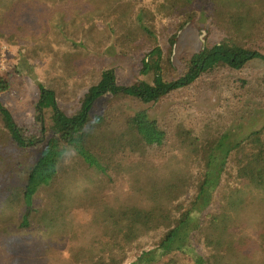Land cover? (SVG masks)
Returning a JSON list of instances; mask_svg holds the SVG:
<instances>
[{"label": "trees", "instance_id": "trees-1", "mask_svg": "<svg viewBox=\"0 0 264 264\" xmlns=\"http://www.w3.org/2000/svg\"><path fill=\"white\" fill-rule=\"evenodd\" d=\"M67 1L0 0V12L3 9L13 15L21 7L22 15L20 25L6 21L4 31L0 27V38L14 37L13 30L20 26L37 28L43 36L49 30L65 36L64 22L68 20L59 7ZM84 3L89 5L85 12L89 14V29L85 32L91 34L93 27L101 25L119 54L129 51L127 46L135 43H139L137 48L147 46L141 69L148 81L122 86L117 83L113 70H104L82 94L77 110L70 115L60 109L54 88L38 83L42 137L37 141L24 138L23 129L0 102V137H6L8 145L15 150L37 148L35 162L23 168L22 185L9 189L7 195L8 188L0 189V197L7 199L0 207V239H8L9 245L18 242L22 245L27 238L20 240L18 234H26L33 224L38 230L44 227L51 234L72 207L92 205L109 198H103L100 190L105 179L110 178V170L125 172L129 169L137 185L127 197H116L115 204L106 201L99 208L95 205L97 230L83 236L72 255L55 264H128V254L134 250H137L136 258L130 264H157L169 258L168 263L172 264L174 253L188 254L195 264H264V125L253 130L255 121H251L254 118L248 109L244 118L238 119L239 123H244L217 135L209 132V137H204L181 129L178 133L181 141L173 144V149L186 150L189 162L195 163L194 168L185 173L171 169L170 179L152 180L144 186L139 185L140 177L134 170L155 168L154 159L161 157L160 153L167 148L168 127L145 111L125 119L115 113L109 116L107 112H97L102 101L110 103L120 97L143 104L161 102L221 69L240 71L254 60L264 64V53L228 37L187 57L180 77L168 79L165 74L172 68V50L167 55L160 45L156 23L171 18L178 24L177 30H182L196 18L212 17L208 9L203 10L207 0H85ZM217 3L225 8L227 23L234 27L239 39H244L264 18V0H215ZM47 13L49 16L45 19ZM220 14L225 13H217ZM175 38L167 40L171 48ZM11 85L8 74L0 75V93L8 91ZM261 93L264 96V77ZM241 99H245V95H241ZM48 118L52 121L50 128L45 125ZM167 123L172 129V123ZM49 133L51 138H48ZM60 144L64 146L62 149H58ZM67 146L74 148L88 168L102 173L100 184H87L90 182L87 177L81 187L67 173L60 176ZM124 161L130 166L125 167ZM230 161L234 163L233 178L239 182L238 187L221 186ZM188 164L185 163V168ZM167 167H172L171 162H167ZM7 176L0 179L7 180ZM43 191L46 198L37 207V197ZM136 196L141 198L137 200ZM211 203L217 205V211L199 219L195 214H200ZM244 220L256 223L260 230L259 251L252 255L245 253L250 238L237 231ZM46 231L42 234L46 235ZM144 236L146 240H141ZM201 239L205 252L198 255L191 241ZM151 240V247L146 249L145 244ZM45 245L48 243L39 246ZM13 248L8 247V251L17 254V249ZM37 254L38 251L36 258Z\"/></svg>", "mask_w": 264, "mask_h": 264}, {"label": "rangeland", "instance_id": "rangeland-1", "mask_svg": "<svg viewBox=\"0 0 264 264\" xmlns=\"http://www.w3.org/2000/svg\"><path fill=\"white\" fill-rule=\"evenodd\" d=\"M84 2L85 0H68L59 7L61 14L64 13L68 20L67 23L64 22L66 37L52 30L43 36L37 28L31 30L30 26L23 28L20 26L19 29L13 30L14 37L0 38V75L8 74L12 79L11 88L0 93V102L10 111L17 125L23 129V136L27 141H37L42 137L41 111L37 107L38 83L53 87L60 109L70 115L77 110L82 94L104 70H113L117 83L122 86H130L138 81H148V76L143 75L141 69L143 51L147 46L137 48L139 43H135V45L127 46L129 51L119 54V50L113 49L112 41L106 38V33L101 25L93 27L91 34L85 32L88 28L89 16L85 12L89 5ZM19 9L12 12L13 15L1 10L0 27L3 31L5 28L3 24H6V21L20 25L19 18L22 15H20ZM207 9L212 17L196 18L182 30H177L178 24L171 18L157 21V30L161 37L160 45L167 55L172 50V68L166 71V78L180 77L184 71L187 57L198 53L203 47H211L228 37H233L264 53V18L256 24L254 29L248 31L244 39H239L240 36L236 35L234 27L227 23L225 8H220L219 3L215 4V0H207L203 10ZM218 12L225 14L218 16ZM48 16L47 13L45 19ZM172 36H176L173 48L167 41ZM263 77V62L254 60L240 71L221 69L190 88L173 93L155 104H143L129 97H120L110 100V103L108 100L102 101L97 107V112L102 114L104 111L109 116L115 113L117 117L125 119L133 116L136 112L145 111L149 116L157 119L162 126L165 124L168 127L167 148L160 153L163 154L161 157L154 159L155 168L150 170L149 167H146L134 170V173L139 174V185L144 186L152 180L166 181L170 179L171 169L185 173L194 168L195 163L192 165L189 162L186 150L173 149V144L181 141L178 134L181 129L196 135L201 134L204 137H209V132L217 135L228 128L244 123L242 121L239 123L238 119L240 116L244 118L247 109L252 113L251 118H254L251 121H255L252 129H260L264 125V96L261 93ZM241 95H245V99H241ZM50 119L45 120V125L48 128L52 125ZM168 121L172 123V129L169 127ZM177 125L180 127H176ZM51 137V133H49L48 138ZM8 143L9 140L6 137H0V177L8 174L7 180L0 179V189L2 186L8 188L6 195L10 193L9 189L22 185L23 168L33 164L37 158V148H34L35 152L33 149L22 152L13 149ZM63 147V144H60L58 149ZM66 152L60 176L67 173L68 177L77 181L81 187L82 181L87 177H90V182L87 184H100L102 173L83 164L84 162L73 147L67 146ZM163 156L165 157L163 158ZM169 158L171 160L167 161ZM173 158L175 159L172 160ZM167 162H171V168L167 167ZM186 162L189 164L185 168ZM123 164L125 167L130 166L125 161ZM164 164L165 166H163ZM235 171L234 163L230 161L227 172L223 176L222 187L225 184H229L231 187L239 186V182L233 178ZM109 176L111 179L106 178L103 190H100L103 198H109L98 200L92 205L72 207L65 213L63 222L51 234L44 227L38 230L37 226L33 224L32 228L26 230L29 232L18 234L20 237L18 239L22 240L24 236L28 239L24 240L22 245L19 242L9 245L8 239L1 238L0 264H55L69 258L77 245L81 244L83 236H90L96 229L94 226L95 210L97 209L95 205H98L99 208L106 201L108 204H115L116 197H118L117 199L127 197L128 193L132 191V187L137 185L134 184V178L129 169L125 172L110 170ZM97 184L95 185L97 186ZM95 189L98 191L99 188ZM191 191L190 188L189 193ZM216 193L218 195L219 191L217 190ZM43 198H46L45 191L38 195L37 207L44 202ZM140 198V196H136L137 200ZM6 200V198L0 197V207L5 204ZM216 206L211 203L200 214L195 215L202 219L209 213H215ZM245 220L237 231H241L250 238L251 241L245 249V253L252 255L259 251L258 235L260 230L256 223ZM45 231L47 234H42ZM144 239L145 236L141 238V240ZM50 240L51 243H49ZM46 242L48 245L39 246ZM151 242L153 240L145 244L146 249L151 247ZM202 242V239L200 242L191 241L192 249L198 255L205 252ZM8 247L16 248L18 253L14 254L13 250L9 252ZM36 251H38L37 258ZM136 251L128 254L126 263L130 264L135 260L134 253ZM256 256L258 257L259 254ZM172 258L174 261L172 264H195L188 254L174 253ZM169 259L157 264H167Z\"/></svg>", "mask_w": 264, "mask_h": 264}]
</instances>
